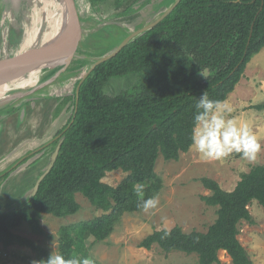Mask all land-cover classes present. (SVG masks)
<instances>
[{
  "label": "trees",
  "instance_id": "1",
  "mask_svg": "<svg viewBox=\"0 0 264 264\" xmlns=\"http://www.w3.org/2000/svg\"><path fill=\"white\" fill-rule=\"evenodd\" d=\"M88 2L96 12L111 2L120 10L117 16L124 17L135 13L132 10L139 1ZM145 5L143 1L140 7ZM109 28L99 29L98 37L84 38L78 44L67 75H77L86 63L89 54L78 48L100 49ZM13 32L19 35L21 31L10 29ZM119 35L113 37L118 41L108 51L125 38ZM263 48L264 0H181L156 26L95 67L77 96L79 80L71 95L63 98V104L71 103L73 110L49 148L53 152L61 140L58 156L37 192L0 215V246L26 247L35 261L44 264L50 251L13 231L26 224L34 234L46 235L40 225L42 215L76 214L80 205L74 195L80 193L102 214L62 226L57 254L90 258L88 239L105 241L123 215L141 212L137 205L160 193L163 184L155 172L157 158L177 161L188 152L198 98L207 91L210 99L225 102L247 64ZM130 74L139 77L132 89L112 96L103 92L109 81ZM251 108L264 111V101ZM117 170L126 175L116 186L102 182L107 173ZM200 182L211 192L202 201L217 207L213 224L203 233H184L179 226L155 230L139 247L150 250L156 245L164 253L196 254L197 264H220L219 251L226 252L231 264H255L239 242L237 228L241 222L254 224L248 210L251 203L264 208V162L242 173L231 191L209 178L202 177ZM138 185H143L142 195L137 194Z\"/></svg>",
  "mask_w": 264,
  "mask_h": 264
},
{
  "label": "rangeland",
  "instance_id": "2",
  "mask_svg": "<svg viewBox=\"0 0 264 264\" xmlns=\"http://www.w3.org/2000/svg\"><path fill=\"white\" fill-rule=\"evenodd\" d=\"M174 1L164 0L161 5L164 7L170 6ZM40 6L34 0H0V61L8 57H14L20 52L23 53L24 50L37 49L43 45L40 38L33 45L24 41L28 39L27 33L35 24L36 12H41ZM77 7L80 8L79 13L82 15L89 17L93 16V13L95 15V17L89 18L90 21L88 22L83 18L80 19L81 24L86 26V29L83 28L82 37H98L96 31L104 27H111L107 29L110 30V33L109 36H105L106 38L100 49H85L86 45L78 48V51L84 52L85 50L89 55L85 57L86 63L77 75L68 74L65 77H60L57 82L52 83L47 89L44 88L34 94V97L44 98L47 96L46 99H48L47 112L38 113V116H45L44 120L41 118L42 123L40 122L39 125L41 129H45V132L40 133V136L36 138V145L40 144L42 146L44 140L46 143L48 142L47 138L49 140L54 138L61 127L69 120L72 107L69 108L66 105L56 114L58 100L53 99L54 95L57 93L58 95L61 93L67 95L69 91L72 93L77 77L89 69L91 62L97 58L92 54L97 55L111 50L118 41L115 39L117 34H120L119 36L122 38L126 37L128 32L143 27L144 24L151 22L159 15V13L154 12L156 14L152 15L153 17L146 16L149 13L147 10L149 6L147 5L144 8L134 7L137 8V10H132L135 13L124 17L117 16V12L120 10H117L111 2L100 6L97 12L93 8L91 9L88 4H84V0H78ZM139 8L141 10H138ZM137 17L139 19L133 20L134 22L131 23L130 20ZM146 18L148 19L145 22ZM42 21V25L45 26L43 30L45 29L51 44L52 41L58 38L62 26L61 14L59 15L58 6L54 2L42 0ZM10 29L21 32L19 35L14 32L9 33ZM43 30L41 28L42 32ZM56 53L57 51L53 49L52 56ZM32 54L27 55L26 59H21L20 62L24 65L33 64L36 54ZM31 66H28V70ZM138 79L139 77L136 74L112 79L105 86L103 92L112 96L130 90ZM240 81L237 86L241 91L240 96H247L244 99L246 102H249V100L252 103L264 101H261L260 94L262 92L260 86H264V48L252 57ZM262 89L264 93V88ZM251 90L255 93L253 94ZM21 101L24 100L17 102ZM42 108H44V105L41 106V110ZM261 112L263 111L250 110L246 117L242 118L248 120L245 125H248L249 121H256ZM53 114L54 117H52ZM235 114L237 115V113ZM226 116L228 118L232 117L231 112L227 113ZM237 122L241 124V120H237ZM57 139L58 137L53 142ZM39 146H31L29 150H24L26 148L24 146L23 150L13 151L6 157L1 158L0 174L4 171V168L12 166L27 153L37 150ZM261 146L262 150L255 161L242 159L239 154L235 153L219 161L208 160L191 147L188 152L181 153L177 161H165L159 156L155 163V172L162 179L163 185L157 195L159 198L158 206L149 213L141 211L123 215L120 223L115 226L114 231L103 242L93 243V239H88L86 245L89 247L90 258L96 264H197L196 254H185L178 251L164 253L156 245H153L150 250H145L140 248L139 244L152 231L170 229L174 226H179L184 233L191 231L205 232L216 219L217 207L208 206L202 201L201 197L210 195L211 192L204 188L200 179L202 177L212 179L223 190H232L242 173L250 170L253 165L264 162V140L261 141ZM37 151H34L33 155L37 154L26 163L18 167L15 166V170L7 179H1L0 176V215L12 210L28 198L36 180L48 165L52 152L50 153L49 149H39ZM125 175L121 170L109 172L102 179V182L116 186ZM74 199L80 205V209L76 214L63 218H56L48 214L42 215L40 225L46 235L34 234L26 224L13 232L32 240L50 251V253H57V234L62 226L91 220L102 214V211L95 209L82 194L76 193ZM248 210L254 224L241 222L237 228L239 233L237 238L253 263L264 264V208L253 202L249 205ZM218 259L220 264H231L230 258L224 251L218 252ZM33 261H35L34 254L26 247L14 245L5 249L0 246V264H33Z\"/></svg>",
  "mask_w": 264,
  "mask_h": 264
},
{
  "label": "water",
  "instance_id": "3",
  "mask_svg": "<svg viewBox=\"0 0 264 264\" xmlns=\"http://www.w3.org/2000/svg\"><path fill=\"white\" fill-rule=\"evenodd\" d=\"M50 1L54 2L58 6L59 15L61 14L62 26L58 33L59 36H57L58 38L52 41L50 45H42L37 49H29L26 51L24 50L23 53L20 52L14 57H8L7 59L0 61V86L2 84L9 85L11 81L19 77L34 79V84L26 88L23 89L11 88L6 90L5 92L7 93H13L14 91H20V93H18L17 96L10 99L9 101L3 102V104L0 106V110L9 107L10 105L14 104L17 101L26 99L35 92L56 82L59 79L60 75L62 73H65V71L67 70V68L71 63V60L78 47L79 41L82 38L83 25L80 22V18L77 9L75 7L74 0H50ZM180 1L181 0H175L170 6L168 5L166 7L157 9V11L155 12L159 13V15L153 21L144 24V26L139 29L128 32L126 37L112 51L101 57L95 58L93 63L90 65L89 69L81 73L80 81L76 89V94L78 93L79 86L87 78V76L94 70L95 67L114 58L132 39H134L136 36L140 35L141 33L146 32L149 29L156 26L178 5ZM34 2L38 4V3H42V0H38V1L34 0ZM53 49H55L57 53L52 56L50 50ZM49 51L50 53L47 55ZM35 52L37 53L36 55H38V57L40 58L38 59L35 58L34 59L35 61L33 63L37 64V63L49 62V64H44L39 66L37 68L39 71L36 72V74H31L28 70L29 68L28 66L33 64L24 65L20 61L21 59H26L29 53H35ZM60 147H61V140L56 145L54 151L50 155L48 165L36 180L33 188L30 191L28 198L30 196H33L37 192L41 181L44 179L45 175L52 168L58 156Z\"/></svg>",
  "mask_w": 264,
  "mask_h": 264
},
{
  "label": "clouds",
  "instance_id": "4",
  "mask_svg": "<svg viewBox=\"0 0 264 264\" xmlns=\"http://www.w3.org/2000/svg\"><path fill=\"white\" fill-rule=\"evenodd\" d=\"M191 144L202 157L219 161L232 154H239L242 159L255 161L262 150L261 143L247 125L238 124L235 118H228L231 109L222 101L210 99L205 91L195 104ZM143 185L137 186V194L142 195ZM159 204L158 196H151L141 201L137 207L144 213L154 210ZM54 247V245H53ZM41 264V261H33ZM44 264H95L89 257L65 258L52 252Z\"/></svg>",
  "mask_w": 264,
  "mask_h": 264
},
{
  "label": "crops",
  "instance_id": "5",
  "mask_svg": "<svg viewBox=\"0 0 264 264\" xmlns=\"http://www.w3.org/2000/svg\"><path fill=\"white\" fill-rule=\"evenodd\" d=\"M128 1L130 3L131 1L133 2L137 0H128ZM138 1H139L138 4L135 5L134 7L140 6V4L143 1L147 2V6H149L147 10L149 13L146 16H149V17L154 15L155 14L154 12L157 11V9L164 7L161 5L164 0H138ZM74 2H75V7L77 9L80 19L83 18V20L88 22L90 21L89 18L95 17L94 13H93V16L91 17L80 14L79 13L80 8L77 7L78 0H74ZM84 4H88L89 7L92 9L88 0H84ZM144 7H146V5L143 6L142 8ZM134 9L137 10V8H134ZM137 19H139V17L135 19H131L130 21L131 23H133ZM147 19L148 18H146L144 21L146 22ZM83 28L86 29V26L83 25ZM238 87L239 86H237V88L229 95L228 100L225 101L224 104L227 105V107L231 109L232 117L230 118H235L236 120H239V121L241 120L240 125H245L248 120H243L242 118H245L250 110L257 112V110L252 109L251 107H253L254 105H258L262 102L252 103L250 100L249 102H246V100L244 99L247 98V96H240L241 91L239 90ZM260 87L262 90V92L260 93L261 101H262L264 100V93L262 89L264 88V86L263 87L260 86ZM251 92L253 94L255 93L253 90H251ZM32 95L34 96V94ZM33 98H35L34 101L24 100V101L17 102L14 105H11L7 108L0 110V159L6 157L9 153L13 151L17 152L19 150H23L22 148L24 146H26L24 150H29V147L31 146L33 147L35 145V147H38L40 145V144L36 145L37 144L36 138L40 136V133L45 132V129H41V126L39 127L40 122L42 123V120H44L45 116L43 117L38 116L39 115L38 113L47 112V102H48L47 100L48 99H46V97L44 98L43 97H33ZM42 105H44V108H42L41 110ZM12 107L18 108V110L12 113L11 112L8 113V109ZM245 107L246 109H244ZM235 113H237V115ZM47 117H48V114H47ZM247 126L255 134V136L257 137V140L258 141L260 140L259 142L261 143V141L264 140V111L261 112L260 115H258V118L256 119V121L254 122L249 121ZM47 139L49 140V138ZM43 143H45V140ZM40 147L41 145L39 146V148ZM256 165H259V164H256Z\"/></svg>",
  "mask_w": 264,
  "mask_h": 264
},
{
  "label": "bare ground",
  "instance_id": "6",
  "mask_svg": "<svg viewBox=\"0 0 264 264\" xmlns=\"http://www.w3.org/2000/svg\"><path fill=\"white\" fill-rule=\"evenodd\" d=\"M36 1H38V0H36ZM38 4L41 5L40 6V11L41 12H36L35 24L31 28V30L28 31V33H27V38L28 39H26L24 41H27V42L31 43V45H33L40 38L43 41V45H50L49 37L47 36L45 29L43 30V28L45 26L42 25L43 24V21H42V3H38ZM41 28H42L43 32L41 31ZM50 51H51V54H52L53 50H50ZM50 51L47 53V55L50 53ZM29 54L33 55L32 53H29ZM35 54H37V53L35 52ZM36 58L38 59L40 57H38V55H36ZM50 60H48V61H50ZM44 64H49V62L37 63V64L33 63V65L31 66V68L29 70V72L31 74H36V72L39 71L37 68L39 66H41V65H44ZM33 84H34V79L33 78H22V77H19V78L15 79L14 81L10 82L9 85H4V84L1 85L0 86V106L3 104V102L9 101L10 99H12L15 96H17L18 93H20V91H14L13 93H7V92H5L6 90L11 89V88H21V89H23V88H26V87L31 86Z\"/></svg>",
  "mask_w": 264,
  "mask_h": 264
},
{
  "label": "flooded vegetation",
  "instance_id": "7",
  "mask_svg": "<svg viewBox=\"0 0 264 264\" xmlns=\"http://www.w3.org/2000/svg\"><path fill=\"white\" fill-rule=\"evenodd\" d=\"M83 39H84V37H82ZM82 38H81V40L79 41V44L83 41L82 40ZM87 38V37H86ZM70 66V65H69ZM69 68V67H68ZM67 68V69H68ZM67 71V70H66ZM66 71H65V73H62L61 75H60V77H65V76H67V74H66ZM81 76V75H80ZM80 76H78V77H80ZM60 77H59V79H60ZM77 77V80H79L80 81V78H78ZM58 79V80H59ZM57 80V81H58ZM76 80V81H77ZM56 81V82H57ZM78 84H79V82H78ZM52 85V84H51ZM51 85H49V86H47V87H50ZM75 85V84H74ZM78 86V85H77ZM47 87H45L46 89H47ZM73 88H74V86H73ZM44 89V88H43ZM43 89H41V90H43ZM76 89H77V87H76ZM41 90H39V91H41ZM38 91V92H39ZM72 91H73V89H72ZM38 92H35L34 94H37ZM69 95H71V93H70V91H69V93L67 94V95H64V94H59L58 95V93L57 94H55L54 95V98L53 99H55V100H58V106L56 107V111H55V113L56 114H58V111L59 110H61L62 109V107H64V106H66V105H68L69 106V108H71L72 107V109H71V111L73 110V106L71 105V103H66V104H63V102H62V100H63V98L64 97H67V96H69ZM76 96H77V94H76ZM34 96L33 95H31L30 97H27L26 98V101H28V100H32V101H34V99L35 98H33ZM47 97V96H46ZM23 100H25V99H23ZM28 103V102H27ZM14 105V104H13ZM10 109H12V112H15V111H17L18 110V108H15V107H12V108H10ZM11 112V113H12ZM72 114V113H71ZM52 117H54V114H53V116ZM71 117V116H70ZM70 119V118H69ZM68 122V121H67ZM66 122V123H67ZM66 123L63 125V127L66 125ZM63 127H61V129H60V131L62 130V128ZM59 131V132H60ZM58 132V133H59ZM58 133H57V135L54 137V138H51L50 140H48V142H46V143H44L39 149H42V150H47V149H49L50 148V146H52L51 145V143L53 142V140L55 139V138H57V137H59L58 136ZM38 150V149H37ZM34 151H36V150H34ZM34 151L33 152H30V153H27L24 157H22L21 159H19L15 164H13L12 166H8V167H6V168H4V171L0 174V176L1 177H3L4 178V175H6V174H8L4 179H7L10 175H11V173L15 170V166H20V165H22V164H24V163H26L30 158H33L36 154H34L33 155V153H34ZM38 152V151H37ZM40 152H42V151H40ZM32 153V154H31ZM14 168V169H13ZM2 178V179H3Z\"/></svg>",
  "mask_w": 264,
  "mask_h": 264
}]
</instances>
